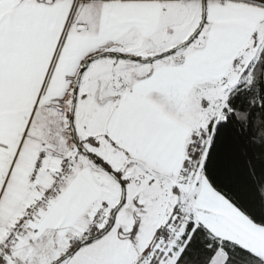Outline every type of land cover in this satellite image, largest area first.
I'll use <instances>...</instances> for the list:
<instances>
[{"label": "snow or ice", "instance_id": "obj_1", "mask_svg": "<svg viewBox=\"0 0 264 264\" xmlns=\"http://www.w3.org/2000/svg\"><path fill=\"white\" fill-rule=\"evenodd\" d=\"M0 264H264V0H0Z\"/></svg>", "mask_w": 264, "mask_h": 264}]
</instances>
